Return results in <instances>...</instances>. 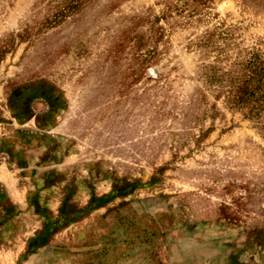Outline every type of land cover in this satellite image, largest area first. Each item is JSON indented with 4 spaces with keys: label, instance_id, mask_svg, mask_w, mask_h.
Instances as JSON below:
<instances>
[{
    "label": "rangeland",
    "instance_id": "1",
    "mask_svg": "<svg viewBox=\"0 0 264 264\" xmlns=\"http://www.w3.org/2000/svg\"><path fill=\"white\" fill-rule=\"evenodd\" d=\"M0 264H264V0H0Z\"/></svg>",
    "mask_w": 264,
    "mask_h": 264
}]
</instances>
